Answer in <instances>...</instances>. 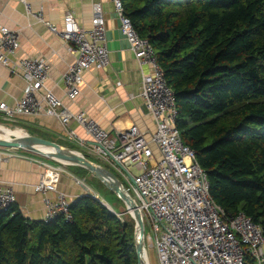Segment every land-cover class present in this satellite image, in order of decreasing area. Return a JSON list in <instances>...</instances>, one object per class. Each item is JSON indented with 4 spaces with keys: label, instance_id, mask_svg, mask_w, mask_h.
I'll return each mask as SVG.
<instances>
[{
    "label": "trees",
    "instance_id": "trees-1",
    "mask_svg": "<svg viewBox=\"0 0 264 264\" xmlns=\"http://www.w3.org/2000/svg\"><path fill=\"white\" fill-rule=\"evenodd\" d=\"M120 2L156 53L211 198L264 235V0ZM14 205L0 212V264H137L134 226L97 199L72 200L71 222Z\"/></svg>",
    "mask_w": 264,
    "mask_h": 264
},
{
    "label": "built area",
    "instance_id": "built-area-1",
    "mask_svg": "<svg viewBox=\"0 0 264 264\" xmlns=\"http://www.w3.org/2000/svg\"><path fill=\"white\" fill-rule=\"evenodd\" d=\"M109 1L138 66L147 69L142 76L139 96L153 120L154 132L147 134L131 126L111 134L85 114L71 113L46 87L50 66L45 59L12 60L19 49V36L5 26H0V64L21 76L24 90L13 107L0 104V116L5 120L15 116H47L56 118L63 126L71 121L80 126L89 139L90 155L104 166L113 168L125 180L127 188L119 182L140 213L146 258L148 241L159 264H264V235L260 225L242 211L227 213L211 198L207 174L176 127L175 95L164 78L155 51L123 14L120 0ZM21 3L29 16L69 44L68 51L74 60L62 75L61 82L65 97L74 101L80 94L84 73L109 65L106 22L100 4L93 5L90 27L85 29L77 23L72 12L65 14L63 24L58 28L45 20L41 6L34 12L26 0ZM65 132L81 146L85 143L73 131L65 129ZM129 168L139 173L133 175ZM58 181L59 172L49 168L34 186V191L43 195L45 223L60 218L65 222L72 220L71 200L56 190ZM76 181L85 186L79 179ZM49 192L54 196H48ZM88 195L107 205L97 194L89 191ZM13 204L12 186L0 180V212ZM127 214L132 219V214ZM147 227L149 230L145 235Z\"/></svg>",
    "mask_w": 264,
    "mask_h": 264
},
{
    "label": "crops",
    "instance_id": "crops-1",
    "mask_svg": "<svg viewBox=\"0 0 264 264\" xmlns=\"http://www.w3.org/2000/svg\"><path fill=\"white\" fill-rule=\"evenodd\" d=\"M26 1L34 12L41 6L45 20L58 28L62 26L65 14L72 12L77 23L88 29L93 5L100 4L106 22L109 65L102 70L91 68L86 71L79 96L74 101H69L65 97L61 82L62 75L74 60L68 51L69 44L51 34L44 24L29 16L21 0H0V26L16 31L19 36V49L12 60L29 57L45 59L50 66L46 87L62 100L71 113L85 114L111 134L131 126L147 134L154 132L153 120L139 96L142 76L147 69L138 66L127 40L120 31L119 18L113 4L109 0ZM23 90L24 82L21 76L11 73L9 67L0 64V104L13 107L21 98ZM0 127L8 131L10 138H35L51 142L78 152L102 168L104 166L90 155L87 149L89 139L74 121L63 126L56 118L47 116H15L9 120L0 116ZM65 129L84 139L83 146L72 140ZM2 132L0 130V134ZM155 155L158 156L156 150ZM49 168L59 172L56 190L66 194L71 201L80 193L74 180L82 177L76 173L83 172L85 176L94 177L93 173L78 166L57 165L54 159L45 154L0 146V180L12 186L15 209L32 222L43 221V195L35 192L34 186ZM48 196L53 197V192H49Z\"/></svg>",
    "mask_w": 264,
    "mask_h": 264
},
{
    "label": "water",
    "instance_id": "water-1",
    "mask_svg": "<svg viewBox=\"0 0 264 264\" xmlns=\"http://www.w3.org/2000/svg\"><path fill=\"white\" fill-rule=\"evenodd\" d=\"M0 146L9 148H19L25 151H33L57 160L58 162L66 165H73L81 167L94 175L100 177L104 184L124 203L126 212L132 214V219L135 224L134 228V248L137 258V264H144V258H146L144 250L143 239V223L139 211L132 198H130L123 190L121 183L117 178L108 170L88 161L85 157L74 150L65 149L57 144L47 142L35 138H22L15 139L5 137L0 134ZM40 149H47L48 151H42ZM76 180V179H75ZM81 188L85 191L87 188L81 185ZM89 196L88 194H83ZM82 196V195H81ZM80 197V195H79ZM107 209H111L103 204ZM112 212V211H111ZM113 213V212H112Z\"/></svg>",
    "mask_w": 264,
    "mask_h": 264
},
{
    "label": "rangeland",
    "instance_id": "rangeland-1",
    "mask_svg": "<svg viewBox=\"0 0 264 264\" xmlns=\"http://www.w3.org/2000/svg\"><path fill=\"white\" fill-rule=\"evenodd\" d=\"M54 162L57 165H64L55 159H54ZM103 168L111 172L125 186V188H127V184L125 180L122 178V176L117 171H115L113 168L107 165L103 166ZM129 171L133 175H137L139 173L136 169H133V168H129ZM77 175L82 177V178H79V181L83 182V184L86 186L88 190L86 194H88L89 191L90 192L94 191L95 194L100 195V198L104 201V203H106L112 210L116 211V213L122 218V222L129 223L135 228L134 221L127 214L124 203L116 196V194H114L104 184L103 180L100 177H98L97 175H94V177H91L89 175L85 176L84 174H77ZM74 182H75L76 188L80 190V193L76 197H79V195L85 194V192L81 189V185H78L76 180H74ZM89 197L91 196L89 195ZM148 230L149 229L147 227L145 229V235L148 234ZM146 249H147L148 264H159L156 252L154 248L149 247L148 241L146 242Z\"/></svg>",
    "mask_w": 264,
    "mask_h": 264
},
{
    "label": "bare ground",
    "instance_id": "bare-ground-1",
    "mask_svg": "<svg viewBox=\"0 0 264 264\" xmlns=\"http://www.w3.org/2000/svg\"><path fill=\"white\" fill-rule=\"evenodd\" d=\"M0 130L3 131L2 135H4L5 137H8V136H9V133H8L7 130L2 129L1 127H0ZM40 150H42V151H48L47 149H40ZM47 157H48V156H47ZM87 191H88V190H85L84 192L87 193ZM145 257H146V256H145ZM144 264H147V259H146V258H144Z\"/></svg>",
    "mask_w": 264,
    "mask_h": 264
}]
</instances>
